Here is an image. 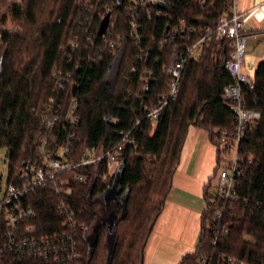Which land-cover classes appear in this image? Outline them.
I'll return each mask as SVG.
<instances>
[{
  "label": "trees",
  "instance_id": "obj_1",
  "mask_svg": "<svg viewBox=\"0 0 264 264\" xmlns=\"http://www.w3.org/2000/svg\"><path fill=\"white\" fill-rule=\"evenodd\" d=\"M160 1L163 8L152 5L148 19L133 0H0V149L6 150L8 180L23 162L38 158L43 107L53 95L58 71H69L79 83L68 87L78 100V123L73 127L77 156L85 149L110 148L122 131L131 130L135 139V146L120 156L123 170L109 202L103 195L114 174L103 182L98 175L103 163L97 172L90 167L89 174L77 169L87 177L73 182L70 195L40 189L29 196L38 234L58 230L57 203L63 200L73 207L84 226L76 264H143L189 127L208 131L219 157L220 130L233 131L234 118L223 98L224 88L232 84L224 69L232 49L214 32L204 41L200 57L186 61L176 99L155 123L144 118V106L166 92L163 67L184 49L185 40L169 39L171 29L183 19L196 35L214 30L231 5L230 0ZM107 13L109 29L99 35ZM134 16L139 23L135 36L130 29ZM143 70L151 78L147 90L139 80ZM249 78L253 87L243 85V96L260 118L244 130L237 185L228 198L206 188L198 247L179 264H264V61Z\"/></svg>",
  "mask_w": 264,
  "mask_h": 264
},
{
  "label": "built area",
  "instance_id": "obj_2",
  "mask_svg": "<svg viewBox=\"0 0 264 264\" xmlns=\"http://www.w3.org/2000/svg\"><path fill=\"white\" fill-rule=\"evenodd\" d=\"M133 1L146 18L152 17V5L156 4V0ZM230 1L229 9L218 18L214 30L205 29L204 33L196 35L194 28L187 27L183 19L178 20L170 31L169 39L179 37L185 40L184 49L174 63L169 67H163V72L168 76L166 92L156 96L150 105L143 108L144 118L155 123L162 112L176 99L186 61L200 57L204 41L213 32L217 40L228 41L232 54L231 59L224 64V69L232 79V84L224 88L223 98L235 123L231 133L225 129L220 130L219 133L221 166L218 168L217 184L213 193L222 198L232 196L237 178L241 174V158L238 151L244 138V130L260 118V112L248 108L243 96V85L249 88L253 85L249 76L242 71L245 56L243 18L241 13L236 11L234 0ZM160 14L161 11L158 9L156 15ZM138 25V20L134 16L130 23L131 33L134 36L137 34ZM191 34L196 35V38L191 39ZM87 43L94 45L91 38H87ZM70 46L74 51L77 48V40L75 39ZM132 72H136V69L134 68ZM53 78L55 90L45 103L41 116L43 130L36 146L38 158L25 162L10 181L7 178L3 194L0 195V264L35 262L58 264L66 261L76 264L79 235L84 226L77 220L73 207L63 200L57 203L56 210L59 217L57 216L54 222L58 230L38 234L36 214L29 202V196L40 189L62 197L70 195L73 182H84L86 174L92 171H89L90 167L96 168L97 172L101 163L104 167L102 166L103 170L98 175L103 182H106L112 174H115V165L120 164L122 152L126 148L135 146L131 130H127L119 132V139L110 148L85 149L77 156L73 150L75 140L73 127L78 123V100L71 91L69 93L68 87L74 84L78 86L79 83L73 80L69 71H58L54 73ZM139 80L144 83L143 90H147V83L151 80L149 71L143 70ZM225 156L229 159L225 160ZM77 169H82L86 174L78 173ZM216 212L217 217L221 216L218 210Z\"/></svg>",
  "mask_w": 264,
  "mask_h": 264
},
{
  "label": "crops",
  "instance_id": "obj_3",
  "mask_svg": "<svg viewBox=\"0 0 264 264\" xmlns=\"http://www.w3.org/2000/svg\"><path fill=\"white\" fill-rule=\"evenodd\" d=\"M234 5L243 18L245 54L250 56L244 59L250 64L259 45L263 42L264 46V0H234ZM219 159L209 132L190 126L164 206L146 244L143 264H179L185 255L196 250L206 209V188L209 193L216 188Z\"/></svg>",
  "mask_w": 264,
  "mask_h": 264
},
{
  "label": "rangeland",
  "instance_id": "obj_4",
  "mask_svg": "<svg viewBox=\"0 0 264 264\" xmlns=\"http://www.w3.org/2000/svg\"><path fill=\"white\" fill-rule=\"evenodd\" d=\"M262 43L259 45V51L257 55L255 56V60L251 61L250 64H246L247 58L245 57L243 61L242 71L245 72L247 75H253L255 68L253 69L251 65L254 61H256L255 65H257V63L260 61H264V46L262 45ZM245 50H246V47H245ZM245 56H248V54L247 55L245 54ZM5 155H6V150L0 149V195L3 194V191L7 183L8 173H9L8 163L4 161L6 157ZM224 159L228 160L229 157L225 156ZM117 167H118V164L115 165V169H117Z\"/></svg>",
  "mask_w": 264,
  "mask_h": 264
},
{
  "label": "water",
  "instance_id": "obj_5",
  "mask_svg": "<svg viewBox=\"0 0 264 264\" xmlns=\"http://www.w3.org/2000/svg\"><path fill=\"white\" fill-rule=\"evenodd\" d=\"M156 5L162 9L163 6H164V3L160 0H157L156 1ZM109 21H110V13H107L101 20L100 24H99V27H98V34L99 35H103L107 29H108V26H109ZM110 122V117H107V123ZM25 162L22 163V165H24ZM123 170V163H120L116 169V172L114 174V178H113V183H112V186L111 188L103 195L105 201H109L111 200L113 197V194L115 192V189H116V186L118 184V181H119V178H120V175H121V172Z\"/></svg>",
  "mask_w": 264,
  "mask_h": 264
},
{
  "label": "bare ground",
  "instance_id": "obj_6",
  "mask_svg": "<svg viewBox=\"0 0 264 264\" xmlns=\"http://www.w3.org/2000/svg\"><path fill=\"white\" fill-rule=\"evenodd\" d=\"M157 1V0H156Z\"/></svg>",
  "mask_w": 264,
  "mask_h": 264
},
{
  "label": "flooded vegetation",
  "instance_id": "obj_7",
  "mask_svg": "<svg viewBox=\"0 0 264 264\" xmlns=\"http://www.w3.org/2000/svg\"><path fill=\"white\" fill-rule=\"evenodd\" d=\"M109 202V201H108Z\"/></svg>",
  "mask_w": 264,
  "mask_h": 264
}]
</instances>
